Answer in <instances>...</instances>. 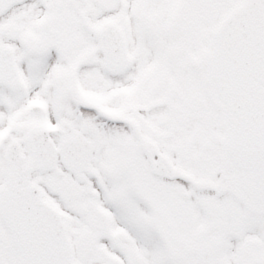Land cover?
Here are the masks:
<instances>
[{
    "label": "snow or ice",
    "instance_id": "snow-or-ice-1",
    "mask_svg": "<svg viewBox=\"0 0 264 264\" xmlns=\"http://www.w3.org/2000/svg\"><path fill=\"white\" fill-rule=\"evenodd\" d=\"M0 264H264V0H0Z\"/></svg>",
    "mask_w": 264,
    "mask_h": 264
}]
</instances>
